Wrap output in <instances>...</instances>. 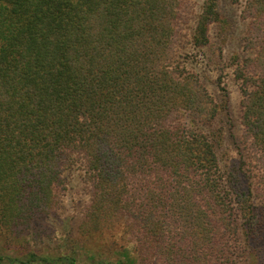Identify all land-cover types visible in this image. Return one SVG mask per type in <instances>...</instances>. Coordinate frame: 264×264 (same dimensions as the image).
Masks as SVG:
<instances>
[{"label": "trees", "instance_id": "trees-1", "mask_svg": "<svg viewBox=\"0 0 264 264\" xmlns=\"http://www.w3.org/2000/svg\"><path fill=\"white\" fill-rule=\"evenodd\" d=\"M235 4L0 0V229L54 215L80 181L81 235L121 230L164 264H264V0ZM78 244L8 262L76 264Z\"/></svg>", "mask_w": 264, "mask_h": 264}, {"label": "rangeland", "instance_id": "rangeland-1", "mask_svg": "<svg viewBox=\"0 0 264 264\" xmlns=\"http://www.w3.org/2000/svg\"><path fill=\"white\" fill-rule=\"evenodd\" d=\"M203 2L204 0H191L193 11L200 10ZM232 2L236 3L233 5L235 9L232 11L237 12L239 15V10L243 11L246 0H231ZM229 88L233 110L235 111V115H237L240 91L236 83L233 82H231ZM76 184L77 187L75 189L72 188L61 195V200L63 198L65 201L62 204L61 202L59 203L60 206L55 209L54 215L38 218L29 224H22L19 227L20 230L14 232H7L3 227L0 229V255L6 258L2 261L3 264H11L8 262V257H21L27 260V255L31 252H36L50 258L60 254H69L74 250L73 245L77 242L79 244L84 242L88 247L92 246L97 250L101 249L102 254L101 256H97L94 252L83 249L78 244L76 250L78 260L76 264H93L92 258H94V255L98 259L105 257V255L113 259L119 257L129 264H164L161 261L153 259L152 256H143L137 253L133 236L128 234L121 236L124 235L121 230L119 232L115 231L116 238H110L109 234L101 236L95 233L89 236L78 233L79 230L82 231L84 228L83 223L87 221L85 220L83 201L86 205L88 200L81 182L77 181ZM115 226L117 225L111 226L106 222L103 230L109 233ZM116 245L121 247V249L125 247V252L119 253L112 250Z\"/></svg>", "mask_w": 264, "mask_h": 264}]
</instances>
